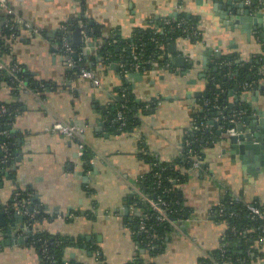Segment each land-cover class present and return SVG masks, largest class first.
I'll return each instance as SVG.
<instances>
[{"label":"crops","instance_id":"obj_1","mask_svg":"<svg viewBox=\"0 0 264 264\" xmlns=\"http://www.w3.org/2000/svg\"><path fill=\"white\" fill-rule=\"evenodd\" d=\"M0 1L22 23L11 49L0 58V69L19 65L26 83H38V90L24 81L15 88L0 83V107H10L7 126L15 146L14 155L0 166V264H41L37 248L27 242V232L33 230L67 240L61 264H200L201 257L222 245L227 227L214 213L222 198L229 195L264 208V164L258 163L264 157L233 154L224 131L218 133L223 130L220 121L211 123L214 132L204 159H195L198 167L192 163L178 187L186 208L179 227L162 237L157 249L140 245L139 222H134L141 211L131 203L137 179L150 168L138 157L139 143L160 161L181 159L212 59L221 54L264 59V26L246 30L226 24L215 0ZM255 2L254 12L264 13V0ZM180 12L193 17L199 34L168 42V67L165 57L162 63L143 60L135 46L127 45L136 31H157L163 18ZM82 17L93 21L95 34L88 35L85 23L78 21ZM75 19L85 43L74 44L68 29L69 43L78 49L77 64L70 66L59 36L61 27ZM114 36L121 39L112 40V56L104 45ZM170 44L176 52H170ZM181 55L182 65L171 64ZM136 60L141 67L130 69ZM81 69L94 72L99 85L82 77ZM130 72L139 77H128ZM242 88L229 89L228 105L239 103L251 116L264 112V74ZM125 89L148 112L139 113L132 130L112 131L108 116ZM58 122L72 124L79 135L71 138L52 130ZM86 151L92 154L88 160ZM23 195L33 203L28 208L35 211L32 229L22 215L25 199L18 198ZM18 237L24 241L14 243ZM243 264H264V238L256 243L253 260Z\"/></svg>","mask_w":264,"mask_h":264},{"label":"trees","instance_id":"obj_2","mask_svg":"<svg viewBox=\"0 0 264 264\" xmlns=\"http://www.w3.org/2000/svg\"><path fill=\"white\" fill-rule=\"evenodd\" d=\"M176 17L188 18L190 22H195L193 17L182 12ZM78 21H83L85 23L88 35L91 36L95 34L93 30L94 26L90 24V21L87 20L86 17H82ZM78 21L75 19V21L67 22L68 29L76 25ZM17 23L16 15L6 14L0 7V58H3L9 52L14 40L19 36ZM161 26L166 29V34L164 36L150 28H141L136 31L133 39L131 38L128 40L127 45H129L130 48L135 46L137 56L141 59L145 60L151 57L158 63H162L167 52L168 42L183 37V34L179 29L169 32L168 25L162 24ZM153 36L158 37V42L151 40ZM120 39L121 38L118 36H114L111 41L104 45V51L113 56L114 43H112V40L120 42ZM76 50L78 49L76 48ZM75 64H77L76 61ZM260 67L264 68V59H261L259 55L244 60L239 57L234 58L230 54H221L212 59V67L209 69L205 79L204 92L197 100L199 109L193 116V120L195 124L198 125V128L194 130L191 129L187 133L183 146V157L181 159L160 161L150 154L149 149L143 142L141 144L139 143L137 152L138 157L149 164L150 168L137 179L136 186L144 195L153 199L161 198L165 200L167 205L164 208L170 220L176 222L182 220V215L186 208L184 206L183 194L178 187L184 181L186 171L192 167L193 161L196 158L203 160L205 157V149L211 142V132H214V127L210 122L211 118L219 116V121L222 123L223 130L230 126L229 119L233 117L235 109H242V106L238 103L234 111L229 110L227 100L229 89L235 85L238 86V89H244L242 88L244 82L261 79L264 73L261 74L259 72ZM18 75L23 78L27 86H30L34 90H38V83H26V77L23 72H20ZM2 82L7 83L12 88H15L17 85V81L7 73L5 68L0 69V83ZM124 93L125 95L120 104L111 111L108 116L107 126L112 131L126 132L132 130L138 120L139 113L148 112L144 105L139 104V102L133 99L128 89H125ZM122 104L126 107L122 108ZM8 108L10 107H7L6 104V110L0 112V142L4 141L7 143L10 159L14 155L15 146L13 144V137L9 131V126H7V121H9L7 117L10 116V109ZM119 110L123 111V115L127 122L121 129H119V122L112 123V119ZM248 113L249 111L244 110L241 118ZM201 123H203V125H201ZM84 155L85 159L88 160L92 154L90 151H86ZM3 165L0 166L2 167ZM18 199L20 202L22 199H25L26 208L30 210L33 209V203L30 197L28 198L23 195ZM131 203L140 209V215L145 214L147 216L144 221L146 226L150 227L148 232L158 234L156 238L157 241L151 236V238L153 237L154 239L152 244L154 246L156 245L154 250L157 249L160 239L167 233H171L174 228L168 221L157 222L155 219V212L139 194H133ZM247 203L248 201L233 198L229 195L222 198V215H217L219 208H216L214 211L217 218L222 220L227 227L222 245L215 249L211 256L201 257L200 264H243L253 260V252H256V243L261 239L259 236L264 234L261 230V226H264V219L252 218L248 213L246 207ZM254 204L264 213V208L261 205L257 203ZM229 213L232 214L229 215ZM140 215L136 216V222H134L135 226L136 223L141 220ZM31 221L32 220H28V223ZM30 228H33L32 224H30ZM137 238L143 248H146L145 245L150 247V245L147 244L150 239L147 233H138ZM44 239L47 240L48 256L56 259L58 264H61L64 245L68 244L67 240L63 238H52L47 234L33 230L27 242L37 248L41 264H52L49 260H42L41 244Z\"/></svg>","mask_w":264,"mask_h":264},{"label":"built area","instance_id":"obj_3","mask_svg":"<svg viewBox=\"0 0 264 264\" xmlns=\"http://www.w3.org/2000/svg\"><path fill=\"white\" fill-rule=\"evenodd\" d=\"M243 1L245 4H250V2H251V0H243ZM0 7L6 14H14L13 10H11L3 1H0ZM161 23L164 25H168L169 32H172L175 29H179L181 31V33L183 34V37H190V36H194V35L196 36L199 34V30H198L196 23L190 22V20L188 18H177V17L163 18ZM19 24L22 25V23L20 21H18V23H17V27L20 28ZM156 32H158L160 35L164 36L166 34V29L161 26ZM151 40L154 42H158V37L153 36V37H151ZM59 41L61 43L64 55L66 56V60H67L68 64L70 66H73L75 64V61H76L74 59V54L76 53V50L69 43L67 25H63L61 27ZM168 60L165 62V66H167V67L170 64L171 58L168 57ZM140 67H141V62H139L138 60L131 62V64H130V69H133V70H138V68H140ZM4 68L7 71V73L10 76H12L15 81H17L18 85H20V86L24 85L23 78L18 75L20 72H22L21 66L14 64V65H10L9 67H4ZM259 72L261 74H263L264 68L260 67ZM80 74L82 77L88 78L94 85H97V86L99 85V80L96 77L94 72L89 71V70H85V69H81ZM254 82L255 81L244 82L242 84V86L245 88H249L254 84ZM123 96H124V93H123ZM121 106H122V108L126 107L124 104H122ZM4 111H5V106H1L0 112H4ZM243 111L244 110L240 109V108L235 110L233 117H231L229 119V123L234 125L237 122H239V120L241 119V115L243 114ZM215 120L219 121V116H215ZM115 122H119V124H120L119 128L124 127L127 124L126 118L123 115V111L119 110L116 112L115 117L112 119V123H115ZM201 125H203V123H201ZM197 128H198V125H196L194 122L191 129L194 130ZM52 130L59 132L61 134H64L66 136H69L71 138H75L79 135V130L76 127H74L72 124L64 123V122H58V123L54 124L52 127ZM224 133L225 134H234L235 129H234V127H228L224 130ZM0 150L3 151V156L0 158V165H3V164L8 162L9 155H10L8 152L6 142H4V141L0 142ZM198 165H199L198 161L195 160L193 162V166L196 168V167H198ZM135 193L142 196L143 200L152 208V210L155 212V219L157 222L168 221V222H170V224L173 228L178 229V227H179L178 222L170 220L168 218V215L165 212L164 207H166V205H167V202L165 200H163L161 198L153 199L147 195L142 194L138 188L135 189ZM221 207H222V205L220 204V208L218 210L219 216L222 215ZM246 207L248 209L249 215L252 218L264 219L263 211L260 210V208L258 206H256L254 203L248 202L246 204ZM22 213H23L22 215L27 216L28 219H30V220H33L34 215H35L34 210H32L30 212L27 208H24L22 210ZM231 214L232 213H229V215H231ZM146 218H147L146 215L142 216V218L139 222V226H138V233H140V234L147 233V235L150 237L147 244H149L152 247L153 246L152 243H153L154 239H156L158 237V234H153V233L148 232L150 227H147L145 224L144 220ZM31 222L29 224H31ZM261 230L264 232V226H261ZM151 236H153L154 239H153V237L151 238ZM259 237L264 238V234H261ZM47 248H48L47 240L44 239V240H42V244H41L42 260H44V261L49 260L50 263H52V264H58L56 259L48 256Z\"/></svg>","mask_w":264,"mask_h":264},{"label":"water","instance_id":"obj_4","mask_svg":"<svg viewBox=\"0 0 264 264\" xmlns=\"http://www.w3.org/2000/svg\"><path fill=\"white\" fill-rule=\"evenodd\" d=\"M217 4H220V7L224 10L226 19V24H231L234 26L235 24L243 29L253 28L255 30L260 29L264 26V13L262 12H254L253 8L256 6L255 0H251L250 4H245L243 0H215ZM190 16V15H189ZM228 20V21H227ZM93 21L90 20V24ZM83 28L80 25L71 26L69 28V34L72 35V41L74 44L82 45L84 44L83 39ZM92 43H89L91 46ZM170 52H176L175 44H170ZM82 51L87 53L89 48L87 45L82 46ZM77 51L74 54V58L78 59ZM184 57L176 56L172 60L171 64L182 65ZM113 67L116 70H119V67L113 63ZM125 70H128L125 69ZM128 77H135L136 79L139 77V74L128 73ZM235 89H238V86H234ZM202 94V93H201ZM200 92L195 93L194 96L198 97L201 95ZM236 108L237 105L230 104L229 108ZM250 112V111H249ZM248 113L247 115L242 116V118L236 124H230L229 127H234V134H225V140L229 142V146L233 149V154H239L241 159L245 157H254L255 154H262L261 157H264V112H259L258 115L251 116ZM212 124L215 126L218 124V121L215 119L210 120ZM224 130L219 131L218 133H222ZM259 164H264V160L258 162ZM257 162H252V165H258ZM205 164L201 163L200 168H204ZM3 217V213H0V218ZM3 221H0L2 223ZM4 223V222H3ZM10 232V230H8ZM7 231V232H8ZM32 232H27L30 234ZM23 238H15L12 241L14 243H19L24 240Z\"/></svg>","mask_w":264,"mask_h":264},{"label":"flooded vegetation","instance_id":"obj_5","mask_svg":"<svg viewBox=\"0 0 264 264\" xmlns=\"http://www.w3.org/2000/svg\"><path fill=\"white\" fill-rule=\"evenodd\" d=\"M34 219V218H33ZM33 221V220H32ZM31 224H32V222H31Z\"/></svg>","mask_w":264,"mask_h":264}]
</instances>
